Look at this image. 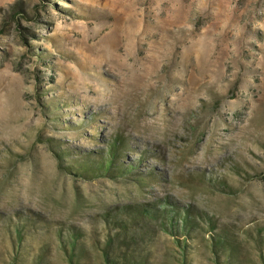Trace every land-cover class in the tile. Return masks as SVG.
I'll return each mask as SVG.
<instances>
[{
  "label": "rangeland",
  "instance_id": "1",
  "mask_svg": "<svg viewBox=\"0 0 264 264\" xmlns=\"http://www.w3.org/2000/svg\"><path fill=\"white\" fill-rule=\"evenodd\" d=\"M112 140L129 174L92 178ZM167 202L201 229L110 255L264 264V0H0V264H68L57 227L103 264V214Z\"/></svg>",
  "mask_w": 264,
  "mask_h": 264
},
{
  "label": "trees",
  "instance_id": "2",
  "mask_svg": "<svg viewBox=\"0 0 264 264\" xmlns=\"http://www.w3.org/2000/svg\"><path fill=\"white\" fill-rule=\"evenodd\" d=\"M119 142L112 140V144L107 147L106 153L104 156V161L98 163L94 169L90 171V175L92 178L96 177L99 171L102 175H105L107 172L111 171L116 173L120 176L128 175L131 167L130 166H123V163H117L119 158ZM125 145L123 148L125 149ZM136 162V161H134ZM83 176L86 175V172H83ZM162 208L156 207H136L135 209H130L129 206L122 207V212L117 214H110L109 212L102 215V222L105 225L107 234L105 237L106 243L105 248H101L102 253V261L103 264H139L137 261L134 260L132 255L128 253H122L120 256L112 257L110 255L113 246L115 245V249H121L122 245L126 242L137 241L135 236L137 235L134 232L133 228L139 224H149L154 223L158 224L162 231L167 233H173L176 236V233L181 234L184 237H191V233L201 229L199 225L201 221V217L196 216L195 214L193 217L189 215V211L187 209H178L176 206L167 203ZM169 206V207H168ZM173 215H177V217H173ZM20 219V218H18ZM204 219V218H203ZM26 221V222H25ZM206 223L208 221L204 219ZM25 224L19 225L18 227L11 228V226L7 225V234L10 241L11 246V253L12 257L16 258L21 256V243L25 238V227L27 225V219H24ZM179 224L181 228L178 229ZM209 225L212 227L213 224L209 220ZM57 234L60 238V245L63 249L64 256L68 262V264H78V257L79 251L81 248L80 243V236L79 232L75 230V228H64L61 229L57 227ZM113 231V235L111 232ZM65 232V234H63ZM65 238L62 240L61 238L64 236ZM115 235V237H114ZM114 237V238H113ZM214 243L211 246L213 249L218 248L222 250H228V245L226 244L227 238L222 237L220 238L219 235L213 239ZM114 242V243H113ZM41 254L44 252L43 246L39 248ZM41 254H35L33 259H40L42 256ZM114 258V259H111ZM16 264V263H15Z\"/></svg>",
  "mask_w": 264,
  "mask_h": 264
}]
</instances>
